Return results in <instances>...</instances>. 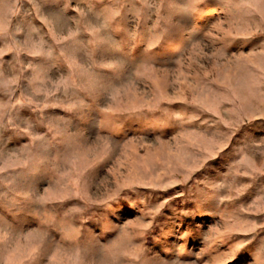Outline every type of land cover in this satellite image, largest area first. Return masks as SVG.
I'll return each mask as SVG.
<instances>
[{
  "label": "rangeland",
  "instance_id": "rangeland-1",
  "mask_svg": "<svg viewBox=\"0 0 264 264\" xmlns=\"http://www.w3.org/2000/svg\"><path fill=\"white\" fill-rule=\"evenodd\" d=\"M0 264H264V0H0Z\"/></svg>",
  "mask_w": 264,
  "mask_h": 264
}]
</instances>
